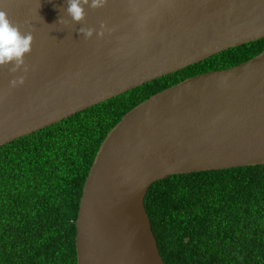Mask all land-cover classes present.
Segmentation results:
<instances>
[{
	"label": "water",
	"instance_id": "1",
	"mask_svg": "<svg viewBox=\"0 0 264 264\" xmlns=\"http://www.w3.org/2000/svg\"><path fill=\"white\" fill-rule=\"evenodd\" d=\"M0 0L33 36L28 72L0 68V147L230 48L264 38V0ZM61 21H64L61 23ZM94 29L91 39L80 30ZM25 84L10 87L15 76ZM264 165V49L187 78L109 131L85 179L77 264H164L144 206L171 175Z\"/></svg>",
	"mask_w": 264,
	"mask_h": 264
},
{
	"label": "trees",
	"instance_id": "2",
	"mask_svg": "<svg viewBox=\"0 0 264 264\" xmlns=\"http://www.w3.org/2000/svg\"><path fill=\"white\" fill-rule=\"evenodd\" d=\"M263 49L230 48L1 146L0 264H77L82 188L109 131L150 96ZM144 206L164 264H264V165L171 175Z\"/></svg>",
	"mask_w": 264,
	"mask_h": 264
},
{
	"label": "clouds",
	"instance_id": "3",
	"mask_svg": "<svg viewBox=\"0 0 264 264\" xmlns=\"http://www.w3.org/2000/svg\"><path fill=\"white\" fill-rule=\"evenodd\" d=\"M106 0H68L67 15L73 23H80L85 16V6L92 8H102ZM64 21H61V23ZM94 29L80 30L85 39H91L94 35ZM33 36L30 31L21 32L17 25H13L8 19L7 13L0 11V68L9 67L13 74L23 71L28 72V66L25 64V56L30 54ZM25 84V76H15L10 81L11 88H17Z\"/></svg>",
	"mask_w": 264,
	"mask_h": 264
}]
</instances>
